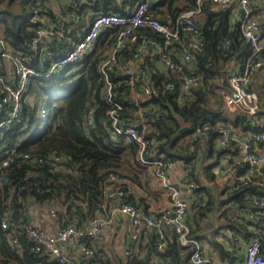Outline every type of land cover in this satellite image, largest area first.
<instances>
[{
    "label": "built area",
    "instance_id": "obj_1",
    "mask_svg": "<svg viewBox=\"0 0 264 264\" xmlns=\"http://www.w3.org/2000/svg\"><path fill=\"white\" fill-rule=\"evenodd\" d=\"M119 1L124 3L123 12H89L84 27L69 37V31L55 28L45 16L35 13L31 20H39L41 25L35 28V33L26 44L25 50L16 49L6 37L0 35V169L20 159L41 165L47 164L54 170L62 169L75 173L77 164H70L71 159L66 155L51 152L46 157L31 158L28 153L18 149L17 141L10 142L9 132L15 125L23 126L26 123L24 105H32L34 101V97L28 93L32 78L47 82L52 77L63 80V77H68L73 72L78 76L77 72H80L84 62L97 53L100 36L107 31L112 32L113 42L102 52L98 67L102 82L101 96L110 104L99 123L103 126L104 135L113 144L137 146L136 161L141 166L151 168L161 189L170 199L169 207L155 213H147L138 202L131 204L121 201L118 209L126 214L131 226L129 240L136 238L141 226L150 229L167 224L172 227L178 244L189 248V258L193 264H212L203 253L201 240L191 236L186 219L191 205L206 204V194L199 190L203 185L195 183L192 178L193 165L185 162V181L181 186L174 184L167 172L177 162L182 161L167 156L158 148L155 137L149 134L150 120L163 118L159 105L151 102V97L172 92L176 88V81L169 73H165L166 76L158 84L151 79L150 85L142 83L135 86L140 78L135 75L136 71L125 74L126 61L120 62L118 56L122 50L132 45H136L132 56L141 58L138 67L143 63L144 52H148L146 56L154 59V64L155 56H160L168 71L178 72V94L174 99L179 103L192 99L193 92L203 85L202 75L193 72L197 64L195 55L203 46L202 31L198 22L204 17L206 7L228 8L232 12L231 16L235 18L231 25L238 23L240 36L248 42L251 51L243 68L234 65L228 70L226 80H220L227 83V87L221 90L223 108L229 114L246 112L251 118L258 119L262 111L260 92L259 88L251 86V81L255 71L264 74V28L257 12L258 4L264 0H194L193 7L178 13L174 21H163L159 15L150 11L151 4L159 0ZM146 30L155 32L158 38L147 36L144 33ZM63 37L67 39L69 47L64 53L54 55L52 44L55 43L54 46L58 47ZM228 44L229 42H224L221 47L226 48ZM177 52L183 62L188 64L189 70L193 71L187 73L185 65L175 60ZM155 68L158 69L156 66ZM112 72L123 80L115 79ZM123 82L130 88L125 99L134 106L130 120L125 117L123 103L117 99V88ZM97 123L95 109L91 108L85 116L86 134L96 131ZM260 124L259 130L240 131L232 126L220 129L215 144L224 151L213 168L215 179L212 183L229 182L230 189H243L249 183L264 186V120L260 121ZM206 129L207 127L199 126L194 132L193 140ZM107 180L116 185L114 192L122 198L124 191L117 186L120 178L115 168L107 170ZM193 189L196 192L191 194L190 199L183 196ZM250 198V207L241 215L252 222L248 228L253 230L255 224L261 225L258 219L264 217V195L256 194ZM57 211L58 208L53 205L50 215L57 217ZM9 220L10 211H7L1 220V227L8 231L9 244L18 247V234L21 233L32 243L33 251L46 252L58 264L75 263L72 257L61 252L59 244L63 241L70 242L73 250L80 249L87 255H93V243L101 239V220L98 217L90 218L82 226L61 221L52 235H47L30 220L18 226L17 234L15 230L10 229ZM229 232L233 239L243 240L233 231ZM259 234L244 240L243 258L235 264H264V224ZM129 243L131 242L126 243L127 248L124 251L126 256L132 252ZM161 246L162 243L159 244V247Z\"/></svg>",
    "mask_w": 264,
    "mask_h": 264
},
{
    "label": "trees",
    "instance_id": "obj_2",
    "mask_svg": "<svg viewBox=\"0 0 264 264\" xmlns=\"http://www.w3.org/2000/svg\"><path fill=\"white\" fill-rule=\"evenodd\" d=\"M56 4L62 5L60 12L53 10ZM193 4L194 0H159L151 4L150 11L159 15L163 21H174L178 13L192 8ZM123 7L124 3L119 0H0V35L6 37L16 49L25 50L35 28L41 25L39 20H31L35 13L56 24L55 28L69 31V35L66 33L69 37L84 25L76 24L84 12L121 13ZM230 13L228 8L206 7L204 17L198 22L203 46L195 55L196 69L193 71L184 67L187 73L193 71L203 77V85L193 92L194 97L182 103L177 102L174 97L178 94L179 79L175 78V90L150 99L159 105L163 118L150 120L149 134L155 137L158 148L167 156L193 165L192 178L197 184H202L198 175V170L201 169L209 182L212 183L215 179L213 168L224 151L215 144L222 127L232 126L240 131L259 130L260 121L264 120V84L259 90L262 111L258 119L251 118L246 112L229 114L223 108L221 90L227 87V83L220 80H226L228 70L234 65L243 68L251 51L248 42L240 36L238 23L231 25ZM60 16L63 18L61 24L58 22ZM144 33L158 38L153 31L146 30ZM113 37L109 31L100 36L97 53L84 62L80 72H77L78 76L73 72L60 81L52 77L46 84L35 77L31 79L28 93L34 97V101L32 105H24L26 123L14 126L9 132L10 142L17 141L18 149L28 153L31 158L46 157L47 154L56 152L66 155L71 159L70 164L77 166L72 174L62 169L54 170L47 164L16 159L6 168L0 169V264H58L46 252L33 251L32 243L23 234H18V226L29 220L28 202L34 200L49 204L58 200L57 217L60 219L63 218V210L69 211L72 207L82 213L84 207L93 209L103 202L109 183L107 170L121 167L127 162L137 163V146L113 144L106 138L103 126L99 123L110 104L101 96L102 82L98 67L101 54L113 42ZM224 42H229L226 48L221 47ZM54 45L55 43L52 44L54 55L64 53L69 47L65 37L58 47ZM131 55L133 53L127 49L122 50L118 56L119 61L125 62ZM142 68L145 73H150L156 84L166 76L147 59ZM112 76L123 80L114 72ZM140 82H136L135 86ZM129 89L125 82L117 88V99L124 105L125 116L132 114L134 110L133 104L125 99ZM91 108L95 109L98 123L96 131L86 134L84 118ZM199 126L207 129L193 140L194 132ZM213 185L216 186L214 183ZM117 186L124 191L121 201L136 203L125 194L123 183H118ZM210 187L203 185L199 188L206 194V204L191 205L189 213L192 212L193 216L198 213L206 215L215 208L223 207L220 216L228 230L245 241L260 235L264 217L258 219L261 225L253 224L254 229L251 230L248 225H252V222L241 213L250 207L252 195H264V186L249 183L243 189L231 188L225 200L218 199L214 189ZM192 192L196 190L193 189ZM83 204L85 205L82 206ZM140 206L144 208L142 204ZM7 211H10V229L18 234V247L9 244L8 231L1 227V220ZM189 226L191 236L199 240L207 237L204 229L194 228L192 223ZM209 242L221 255L231 254L218 241L210 239ZM157 244L156 241L153 242L152 249L160 258L166 259V264H193L189 258V248L180 246L176 237L165 248L159 249ZM92 257L90 264H112L97 253ZM126 257H129L126 264L130 261L136 263V256H132V252Z\"/></svg>",
    "mask_w": 264,
    "mask_h": 264
},
{
    "label": "crops",
    "instance_id": "obj_3",
    "mask_svg": "<svg viewBox=\"0 0 264 264\" xmlns=\"http://www.w3.org/2000/svg\"><path fill=\"white\" fill-rule=\"evenodd\" d=\"M61 6L56 4L53 10L55 12H60ZM257 12L264 28V2H260L258 4ZM87 14L88 13L84 12L83 16L77 19L76 24L85 25L87 21ZM231 14L232 12L230 13V22L235 19L234 16H231ZM166 20L172 21V19ZM58 22H60V24L63 22V18L61 16ZM51 25L56 24L51 23ZM84 25L82 27H84ZM133 46L136 45L129 46L127 51L134 53L135 48L133 49ZM147 54L148 52H144L142 54V58L144 56L145 58L142 65L139 67L137 64L141 58L137 59L131 55L132 57L129 56L125 60L127 67L125 68L124 73L128 74L136 71L135 75H137L138 78H140L139 81H141L139 85L142 83H148L149 79L151 80L150 73H145L142 68L145 64V59L149 60L150 63H152L153 60L154 64V59L150 56H146ZM175 60L184 64L187 69L190 68L187 63L183 62L181 55L178 52L175 54ZM155 61L154 65L160 72L169 73L174 79L178 78V72L175 70L168 71V69L164 66L163 61L160 59V56L156 55ZM141 78H143V80H141ZM48 81L44 83L46 84ZM263 84L264 74L260 71H255L253 73L251 86L255 89L259 88L260 90ZM125 117L128 120L132 118L131 114L128 116L126 114ZM115 169L117 170L120 178L118 183L124 184L126 190L125 194L127 197L133 202L135 201L140 203V205L142 204L147 213H155L163 208L169 207L170 199L168 194L161 189L159 182L155 178L150 167L141 166L138 162H127L121 167H115ZM167 175L174 184L181 186L186 177L183 162H177L168 170ZM198 175L201 178L202 185L211 186L212 188H210L214 189L218 199L225 200L228 198L227 195L230 189L229 182L223 181V187L221 186L222 184L219 183L215 186L207 180L202 169L198 170ZM115 186L116 185L112 182L107 184V195L103 198L101 205L98 204V207L94 206L93 209H90L89 206H86L84 207V212L82 213L72 207L69 211L63 210L62 219L50 215V208L53 205L57 207L59 205L58 200L53 202L51 201L49 204H41L35 202L34 200H30L27 206L29 220L42 229L47 235H52L57 230L60 221H69L77 226H82L86 224L90 218L98 217L101 220V239L93 243V247L97 251L96 253L98 256L108 259L112 264H126V259L129 257H126L124 251L125 248H127L126 243L131 242L129 244L132 248V256H136L135 264H166V259L160 258L159 255L154 252L152 249V243L156 241L158 243L157 247L162 249L165 248L169 242H173L175 234L172 227L167 224L161 225L160 228L150 229H146L141 226L137 231L136 238L129 240L131 235L129 218L118 209L121 203V198L114 192ZM191 194H193V192L184 193L183 196L190 199L192 197ZM84 205L85 204L82 206ZM222 208L223 207L215 208L214 211L208 212L206 215L198 213L193 216V213L190 212L186 219L188 224L192 223L194 228H202L207 233V237L200 240L203 245V253L209 258L212 264H235L242 260L245 244L244 240L233 239V236L229 232L228 228L224 226L223 220L220 216ZM210 239L221 243L225 250L231 254L229 256L221 255L209 242ZM160 243H162L161 247H159ZM59 247L64 255L74 259V264H90L89 261L92 260V256L96 254L87 255L80 249L73 250L70 247V242L68 241L60 243ZM129 264H133V262L130 261Z\"/></svg>",
    "mask_w": 264,
    "mask_h": 264
},
{
    "label": "rangeland",
    "instance_id": "obj_4",
    "mask_svg": "<svg viewBox=\"0 0 264 264\" xmlns=\"http://www.w3.org/2000/svg\"><path fill=\"white\" fill-rule=\"evenodd\" d=\"M219 184H222L221 186L223 187V185H224V183H222V182H218ZM216 185H217V183H215Z\"/></svg>",
    "mask_w": 264,
    "mask_h": 264
},
{
    "label": "water",
    "instance_id": "obj_5",
    "mask_svg": "<svg viewBox=\"0 0 264 264\" xmlns=\"http://www.w3.org/2000/svg\"><path fill=\"white\" fill-rule=\"evenodd\" d=\"M150 83H151V81H150V79L148 80V84L150 85Z\"/></svg>",
    "mask_w": 264,
    "mask_h": 264
}]
</instances>
